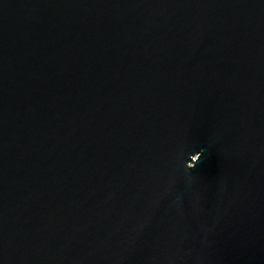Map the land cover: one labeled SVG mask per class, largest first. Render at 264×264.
Returning <instances> with one entry per match:
<instances>
[{"label": "water", "instance_id": "obj_1", "mask_svg": "<svg viewBox=\"0 0 264 264\" xmlns=\"http://www.w3.org/2000/svg\"><path fill=\"white\" fill-rule=\"evenodd\" d=\"M0 264H264V0H0Z\"/></svg>", "mask_w": 264, "mask_h": 264}, {"label": "clouds", "instance_id": "obj_2", "mask_svg": "<svg viewBox=\"0 0 264 264\" xmlns=\"http://www.w3.org/2000/svg\"><path fill=\"white\" fill-rule=\"evenodd\" d=\"M187 167H188V165H187ZM193 167H195V165H192V166H191V168H193Z\"/></svg>", "mask_w": 264, "mask_h": 264}]
</instances>
